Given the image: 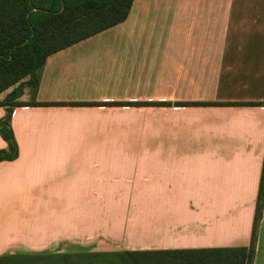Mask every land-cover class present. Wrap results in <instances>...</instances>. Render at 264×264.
<instances>
[{"label":"crops","instance_id":"1","mask_svg":"<svg viewBox=\"0 0 264 264\" xmlns=\"http://www.w3.org/2000/svg\"><path fill=\"white\" fill-rule=\"evenodd\" d=\"M22 103L18 157L0 163V256L249 247L264 0H133L124 22L48 56Z\"/></svg>","mask_w":264,"mask_h":264},{"label":"trees","instance_id":"2","mask_svg":"<svg viewBox=\"0 0 264 264\" xmlns=\"http://www.w3.org/2000/svg\"><path fill=\"white\" fill-rule=\"evenodd\" d=\"M133 0H0V163L18 157L10 120L24 87L36 90L48 56L124 22ZM31 106L44 104L29 103ZM264 199V166L253 230L247 248L182 252L83 253L76 255L0 256V264H252L256 230Z\"/></svg>","mask_w":264,"mask_h":264},{"label":"rangeland","instance_id":"3","mask_svg":"<svg viewBox=\"0 0 264 264\" xmlns=\"http://www.w3.org/2000/svg\"><path fill=\"white\" fill-rule=\"evenodd\" d=\"M15 87L9 88L6 91L2 92L0 94V101H2L4 98H6V96H8L11 92H13ZM33 93H34V91H33L32 88L24 87L23 91H22V94L15 99V102L22 103V101H24V100H29L30 101L32 99V97H33Z\"/></svg>","mask_w":264,"mask_h":264}]
</instances>
